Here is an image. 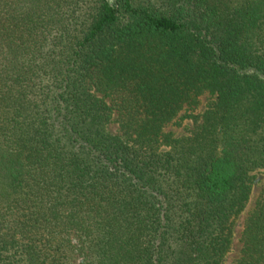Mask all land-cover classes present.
Segmentation results:
<instances>
[{
	"label": "trees",
	"instance_id": "1",
	"mask_svg": "<svg viewBox=\"0 0 264 264\" xmlns=\"http://www.w3.org/2000/svg\"><path fill=\"white\" fill-rule=\"evenodd\" d=\"M261 172L264 0H0V264H225Z\"/></svg>",
	"mask_w": 264,
	"mask_h": 264
},
{
	"label": "rangeland",
	"instance_id": "2",
	"mask_svg": "<svg viewBox=\"0 0 264 264\" xmlns=\"http://www.w3.org/2000/svg\"><path fill=\"white\" fill-rule=\"evenodd\" d=\"M211 99L210 95L204 94L199 98V105L195 109H191L186 111L187 109L185 108V111L183 110L179 114V118L182 117L184 114L187 115L191 113L194 117H200L205 109V105L208 103V101ZM116 119V116H113L112 123L109 124L107 127L108 131L111 134H116L117 133V124L114 122ZM198 120V119H197ZM179 121V120H178ZM195 120L191 119H184L183 121H179L178 125L176 123H170L167 125L164 129L165 133H173L175 138H182V137H188L190 136L189 131L195 128ZM264 188V172H261L257 174L256 179L253 184V189H252V194L250 197V201L243 211V213L238 217L234 230H233V240H232V247L230 250V253L227 255L225 259V264H232L234 260H236L239 256V251H240V234L242 231V226L244 223V220L248 216V213L250 210L253 208L254 203L260 193V191ZM76 263V261H75Z\"/></svg>",
	"mask_w": 264,
	"mask_h": 264
}]
</instances>
